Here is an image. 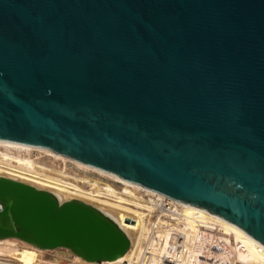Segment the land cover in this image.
I'll use <instances>...</instances> for the list:
<instances>
[{
  "label": "water",
  "instance_id": "water-1",
  "mask_svg": "<svg viewBox=\"0 0 264 264\" xmlns=\"http://www.w3.org/2000/svg\"><path fill=\"white\" fill-rule=\"evenodd\" d=\"M0 145L213 213L264 248V0H0ZM90 261L95 208L0 177V238Z\"/></svg>",
  "mask_w": 264,
  "mask_h": 264
},
{
  "label": "bare ground",
  "instance_id": "bare-ground-1",
  "mask_svg": "<svg viewBox=\"0 0 264 264\" xmlns=\"http://www.w3.org/2000/svg\"><path fill=\"white\" fill-rule=\"evenodd\" d=\"M68 161L72 166H66ZM0 177L49 192L60 203L76 200L90 205L129 240L121 257L99 262L86 260L66 247L40 248L17 237H5L0 238V264H264V248L245 237L238 226L213 219V213L133 188V182L54 157L51 150L0 145ZM162 216L172 218L171 223ZM200 235L213 244L204 245L198 240ZM66 252L70 256L45 257Z\"/></svg>",
  "mask_w": 264,
  "mask_h": 264
},
{
  "label": "rangeland",
  "instance_id": "rangeland-1",
  "mask_svg": "<svg viewBox=\"0 0 264 264\" xmlns=\"http://www.w3.org/2000/svg\"><path fill=\"white\" fill-rule=\"evenodd\" d=\"M66 166L67 167H70V166H72V163H70L69 161L68 162H66ZM143 212H145L146 214L148 213V211H143ZM146 216V215H145ZM162 218L164 219V221H169L170 223H171V220H172V218H168V217H163L162 216ZM171 219V220H170ZM197 238V237H196ZM197 240V239H196ZM196 240H195V243H194V247H195V244H196ZM198 240H200V241H202L203 243H204V245L206 244V245H210V244H213V242H212V240H210V239H208L207 237H205V236H203V235H200V237L198 238ZM62 251H66V250H64V249H59V252H62ZM62 254H67L66 256H70V252H66V253H49V254H47L45 257L46 258H59V257H61L62 256ZM51 256V257H50ZM100 262V261H99Z\"/></svg>",
  "mask_w": 264,
  "mask_h": 264
},
{
  "label": "built area",
  "instance_id": "built-area-1",
  "mask_svg": "<svg viewBox=\"0 0 264 264\" xmlns=\"http://www.w3.org/2000/svg\"><path fill=\"white\" fill-rule=\"evenodd\" d=\"M120 264H132V263H130V262H128V261H123V262H121Z\"/></svg>",
  "mask_w": 264,
  "mask_h": 264
}]
</instances>
